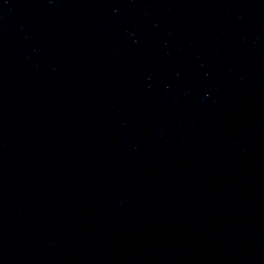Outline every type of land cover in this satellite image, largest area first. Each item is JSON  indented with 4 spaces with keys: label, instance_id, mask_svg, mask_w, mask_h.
Returning <instances> with one entry per match:
<instances>
[{
    "label": "water",
    "instance_id": "1",
    "mask_svg": "<svg viewBox=\"0 0 264 264\" xmlns=\"http://www.w3.org/2000/svg\"><path fill=\"white\" fill-rule=\"evenodd\" d=\"M0 264H264V0H0Z\"/></svg>",
    "mask_w": 264,
    "mask_h": 264
}]
</instances>
